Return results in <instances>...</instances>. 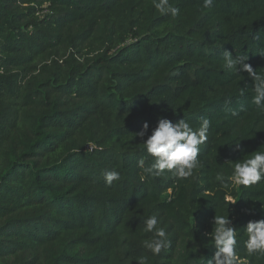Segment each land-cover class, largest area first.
I'll return each mask as SVG.
<instances>
[{"label":"trees","instance_id":"1","mask_svg":"<svg viewBox=\"0 0 264 264\" xmlns=\"http://www.w3.org/2000/svg\"><path fill=\"white\" fill-rule=\"evenodd\" d=\"M170 3L176 17L152 0H0V264H206L215 214L241 250L264 218V181L229 201L217 179L264 148L254 81L224 67L227 50L264 73V0ZM160 118L210 121L188 180L139 166L153 161L135 133ZM152 214L171 242L157 256L143 247Z\"/></svg>","mask_w":264,"mask_h":264},{"label":"clouds","instance_id":"2","mask_svg":"<svg viewBox=\"0 0 264 264\" xmlns=\"http://www.w3.org/2000/svg\"><path fill=\"white\" fill-rule=\"evenodd\" d=\"M154 8L162 15L170 14L172 17L178 15L179 10L174 7L170 0H152ZM212 5V0H204L203 7ZM264 56V53H259ZM249 56H234L232 52L225 50L224 67L235 73H247L253 83L255 95L252 103L257 110L264 112V73H257L246 61ZM210 121L204 119L196 129L184 119L173 122L167 118L158 119L155 127L149 133V123L145 121L142 129L135 133L142 141L143 148L152 158V163L145 166L144 160H140L139 166L146 176L159 177L166 173L171 174L177 180H188L199 166L198 156L200 146L208 140ZM147 136V139H144ZM236 139L232 143L234 151L243 152L241 141ZM105 182L112 185L114 181L121 179L116 170L103 173ZM144 178L143 176L141 177ZM221 181L220 187L226 192V199L232 200L228 195L234 188L242 187L250 189L264 181V148L258 150L246 159H240L231 164V173L227 178L217 177ZM249 211H254L250 206ZM264 211V205H261ZM211 231L204 235L210 240L215 249L206 264H247V257L256 254L264 255V218L249 220L244 226L246 239L243 249L238 247V231L234 226L229 214H215L211 219ZM143 232L150 233L151 237L143 241V247L153 256H157L163 249L170 246L169 235L166 228L161 226L158 214H152L143 219ZM241 251L245 255H241ZM136 264H148L147 256L135 258Z\"/></svg>","mask_w":264,"mask_h":264}]
</instances>
